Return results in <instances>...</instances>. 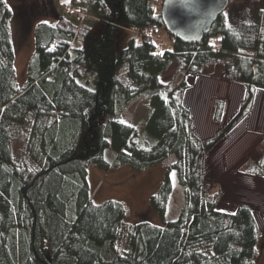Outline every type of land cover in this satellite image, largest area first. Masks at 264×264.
Segmentation results:
<instances>
[{
  "label": "trees",
  "instance_id": "trees-1",
  "mask_svg": "<svg viewBox=\"0 0 264 264\" xmlns=\"http://www.w3.org/2000/svg\"><path fill=\"white\" fill-rule=\"evenodd\" d=\"M155 1L94 0L89 21L77 7L83 0H70L68 10L63 3L64 13L36 23L19 88L10 32L18 8L0 0V264H255L251 210L219 211L222 190L204 172L207 153L249 114L256 91L264 92V3L244 0L228 17L226 8L201 41L183 43L166 32ZM124 29L134 35L117 51ZM150 32H164L168 45ZM210 64L244 91L229 121L201 140L181 100L187 86L170 87L164 76L173 65L193 76ZM138 98L149 105V141L141 146L137 129L121 120ZM224 106L214 103L216 123ZM170 158L149 197L158 224H128L121 202H92L89 167L144 171ZM246 170L264 176V136ZM172 173L183 205L166 220Z\"/></svg>",
  "mask_w": 264,
  "mask_h": 264
},
{
  "label": "rangeland",
  "instance_id": "rangeland-1",
  "mask_svg": "<svg viewBox=\"0 0 264 264\" xmlns=\"http://www.w3.org/2000/svg\"><path fill=\"white\" fill-rule=\"evenodd\" d=\"M10 6L18 8L17 15L10 23V32L15 50V82L22 88L26 81L28 62L35 49L34 27L39 21L51 22L57 12L64 13L61 5L70 0H6ZM94 0H83L77 7L84 11L83 17L89 21L90 6ZM162 0L153 4L160 11ZM244 0H229L226 17L239 11ZM264 3L260 0L259 4ZM18 6V7H17ZM264 6V4H263ZM82 14V13H81ZM162 39L168 37L162 32ZM134 33L124 29L118 33L117 51L125 47ZM168 44H163L166 47ZM79 46L74 42L73 47ZM161 47V48H163ZM170 87L182 82L187 88L181 100L189 111L195 135L206 140L224 126L237 111L243 98V87L228 78L224 68L219 64H210L198 74L188 76L176 65L171 66L164 76ZM261 93V94H260ZM255 96L249 114L229 132L205 157V181L222 190L218 210L231 213L239 205H246L251 210L257 227L258 257L255 264H264V176L251 174L246 170L249 160H255L260 154L261 141L264 136V93ZM263 93V94H262ZM222 100L225 104L222 119L219 123L213 120L214 103ZM149 113L148 100L136 99L123 113L121 120L137 129V144L143 145L149 138L144 131V123ZM14 152L19 153L20 144L13 145ZM164 164L144 171H135L129 167L103 172L89 167L87 181L90 198L99 204L107 200L121 202L127 211L126 223L132 224L139 219H146L158 224L157 217L149 208V197L156 191L165 172ZM172 195L168 202L167 217L174 218L183 201L182 188L177 184L174 174ZM165 215V217H166Z\"/></svg>",
  "mask_w": 264,
  "mask_h": 264
},
{
  "label": "water",
  "instance_id": "water-1",
  "mask_svg": "<svg viewBox=\"0 0 264 264\" xmlns=\"http://www.w3.org/2000/svg\"><path fill=\"white\" fill-rule=\"evenodd\" d=\"M229 0H162L164 29L183 43H197L207 34Z\"/></svg>",
  "mask_w": 264,
  "mask_h": 264
},
{
  "label": "built area",
  "instance_id": "built-area-1",
  "mask_svg": "<svg viewBox=\"0 0 264 264\" xmlns=\"http://www.w3.org/2000/svg\"><path fill=\"white\" fill-rule=\"evenodd\" d=\"M67 7L70 9L71 8V4L68 3ZM150 35H151L153 41H155L157 43H166L168 41V39H165V41H163L162 35L160 33L153 34L152 32H150Z\"/></svg>",
  "mask_w": 264,
  "mask_h": 264
},
{
  "label": "crops",
  "instance_id": "crops-1",
  "mask_svg": "<svg viewBox=\"0 0 264 264\" xmlns=\"http://www.w3.org/2000/svg\"><path fill=\"white\" fill-rule=\"evenodd\" d=\"M240 85V84H239ZM262 92V91H261ZM258 93H260V91L258 90V91H256V93H255V96L256 95H258ZM264 93V92H263ZM262 93V94H263ZM261 94V93H260ZM255 98V97H254ZM173 184H174V182H173ZM174 186V185H173ZM174 188V187H173ZM182 188V187H181ZM182 194H183V188H182ZM169 205V204H168ZM182 205H183V201H182ZM182 205H181V207H182ZM167 209H168V207H167ZM181 209V208H180ZM180 211V210H179ZM179 211H178V213L176 214V216L174 217V218H169V217H167V215H166V220H174L177 216H178V214H179ZM166 214H167V211H166Z\"/></svg>",
  "mask_w": 264,
  "mask_h": 264
},
{
  "label": "snow or ice",
  "instance_id": "snow-or-ice-1",
  "mask_svg": "<svg viewBox=\"0 0 264 264\" xmlns=\"http://www.w3.org/2000/svg\"><path fill=\"white\" fill-rule=\"evenodd\" d=\"M45 23H47V22L45 21Z\"/></svg>",
  "mask_w": 264,
  "mask_h": 264
}]
</instances>
